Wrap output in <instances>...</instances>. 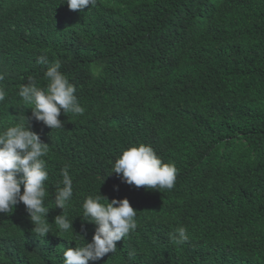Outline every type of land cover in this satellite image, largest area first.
Listing matches in <instances>:
<instances>
[{"label":"trees","instance_id":"16d2710c","mask_svg":"<svg viewBox=\"0 0 264 264\" xmlns=\"http://www.w3.org/2000/svg\"><path fill=\"white\" fill-rule=\"evenodd\" d=\"M61 7L63 0H0V44L21 52L26 25L59 28L68 14ZM82 11L74 30L58 37L57 28L35 57L5 56L18 75L3 83L0 125L20 115L31 125L33 105L19 88L30 76L46 86L42 55L61 63L85 109L61 111L64 127H47L72 136L46 206L54 207L61 169L70 165L71 233L93 226L81 217L89 195L127 198L137 210L139 231L89 264H264V0H99ZM141 143L175 163L172 189L137 188L111 173L122 151ZM62 211L50 209L48 222ZM9 226L0 218V264ZM181 226L189 238L176 244L170 234ZM57 229L24 240L20 264H61L52 259Z\"/></svg>","mask_w":264,"mask_h":264},{"label":"clouds","instance_id":"9594fccd","mask_svg":"<svg viewBox=\"0 0 264 264\" xmlns=\"http://www.w3.org/2000/svg\"><path fill=\"white\" fill-rule=\"evenodd\" d=\"M64 9L68 13L57 24L46 30L37 31L26 25V35L20 36L21 52H13L15 47L10 41L0 44V102H4L7 92L3 87L7 78L15 80L18 75L11 60L5 56H23L21 60L35 57L43 48V43L50 40L58 28L61 34L74 30L75 22L83 9H90L99 0H63ZM46 5V3H45ZM63 8L61 7L60 15ZM2 9V8H1ZM0 9V10H1ZM60 45V44H59ZM51 46H55L53 42ZM14 53V54H13ZM2 58L5 61H2ZM38 63L46 64L44 79L46 86L38 84L33 77H28L27 83L19 88V98L33 105L30 116L31 125L20 115L15 123L7 122L0 125V218L10 221V226L4 242L7 264H20V246L24 240L31 237H45L55 225L60 230L59 246L52 252L53 261L61 264H89L98 261L108 253L119 251L139 229L137 228V210L127 198L109 199L98 195H89L82 203L84 220L93 223L91 229H81L71 233L73 221H69L67 208L73 198V178L70 175V165L61 169L62 180L56 185L54 207L45 204L48 188L53 175L59 169L60 152L71 140V132L55 136L47 130L62 129L64 120L60 118L61 111L73 115H83L85 109L75 95L76 84L70 83L61 71L62 65L57 60L49 63L46 56H40ZM61 137V145L56 144ZM49 156L51 163L45 157ZM122 174L123 182L137 188L172 189L175 185L177 168L174 162H164L151 145L133 144L122 151L114 161L111 173ZM118 190V186H117ZM62 209V214L55 217L54 223H49V210ZM80 216V215H79ZM56 230V231H57ZM68 233H71L67 236ZM176 244L188 241L187 229L183 226L176 228L170 234Z\"/></svg>","mask_w":264,"mask_h":264}]
</instances>
